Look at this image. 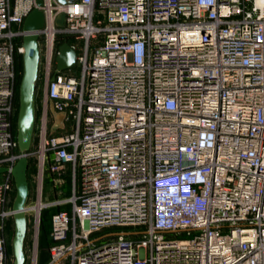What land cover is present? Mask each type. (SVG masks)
I'll return each mask as SVG.
<instances>
[{
	"label": "built area",
	"instance_id": "2783aa9c",
	"mask_svg": "<svg viewBox=\"0 0 264 264\" xmlns=\"http://www.w3.org/2000/svg\"><path fill=\"white\" fill-rule=\"evenodd\" d=\"M39 1L0 0V167L22 156L17 56L38 35L28 158L42 176L68 167L72 193L27 207L37 228L44 209L69 207L52 216L49 264H264V0ZM35 9L44 27L25 31ZM59 38H74L78 76L56 74ZM52 112L69 132H48ZM3 176L9 264L14 178Z\"/></svg>",
	"mask_w": 264,
	"mask_h": 264
},
{
	"label": "water",
	"instance_id": "95a60500",
	"mask_svg": "<svg viewBox=\"0 0 264 264\" xmlns=\"http://www.w3.org/2000/svg\"><path fill=\"white\" fill-rule=\"evenodd\" d=\"M60 4H71L78 0H56ZM42 5V1L38 2ZM66 15L61 14L57 19V26L64 27ZM45 16L42 11L35 9L24 24L25 31H36L44 27ZM25 53L23 54L24 72L20 85V109L17 120V142L21 158L10 171L0 167V176L11 172L16 185V199L14 210V264H25V241L28 231L27 203L30 196V186L27 177L29 167L28 153L31 151L36 123V86L40 73V48L38 35H28L23 39ZM57 73L68 71L77 65V53L69 44L59 48L56 58Z\"/></svg>",
	"mask_w": 264,
	"mask_h": 264
},
{
	"label": "rangeland",
	"instance_id": "374dc122",
	"mask_svg": "<svg viewBox=\"0 0 264 264\" xmlns=\"http://www.w3.org/2000/svg\"><path fill=\"white\" fill-rule=\"evenodd\" d=\"M72 41H74V38H71ZM17 65L24 66L23 63V56H17ZM71 71L75 76H78V65L74 66ZM43 72V63L41 62L40 65V73ZM20 74H22L20 69ZM43 91V81L38 78L37 86H36V123H35V133L34 138L37 139V128L41 124V118H42V111H41V95ZM54 115V114H52ZM51 113H49L48 117V132H51L52 130V124L53 120L51 118ZM63 116V115H62ZM69 120H65L63 123V127L59 132L60 134H64L66 132L70 131V128L68 126ZM52 133H55V131ZM22 155L20 151H18ZM29 160L31 158H28ZM34 171L32 170L30 173V196L27 203V207H34V209L37 211V207H35L39 199L41 198L43 203H53L56 201H60L63 199H68L72 196L71 193V178H70V170L69 168H65L60 170V172L54 174L48 170V168H45L43 176L40 175L41 172L39 171V168L37 167V161H35L34 164ZM2 176V175H1ZM0 176V177H1ZM4 180V179H3ZM15 189L10 194L9 198V204L11 207H13L14 201H15ZM60 208H64L63 206H51L47 209H44L42 211V223L40 225L36 226L35 223V211H32L27 214L28 219V231H27V237L25 241V254H26V263L25 264H37V252L40 251L42 248L49 249V233L51 229V222L50 217L51 214L55 211L59 210ZM6 239L8 243V261L9 264H14V253H13V238H14V219L8 221L7 223V229H6ZM187 238V237H185ZM67 262V261H66ZM67 264H71V262L68 260Z\"/></svg>",
	"mask_w": 264,
	"mask_h": 264
},
{
	"label": "trees",
	"instance_id": "16d2710c",
	"mask_svg": "<svg viewBox=\"0 0 264 264\" xmlns=\"http://www.w3.org/2000/svg\"><path fill=\"white\" fill-rule=\"evenodd\" d=\"M64 44H69V45H72L73 44V41L69 38H59L57 40V48L59 49L62 45ZM20 69H21V72L22 74H20ZM23 72H24V66H21V65H17V74H18V77H17V88H16V101H15V106H16V117H15V120H14V132H15V135H16V139H17V120H18V115H19V109H20V85H21V81H22V77H23ZM35 164V160L33 159H30L29 160V167H28V171H27V177H28V181L30 183V173L31 171L33 170L34 171V165ZM4 179V176L2 175L0 177V182H2ZM13 189H15V198H16V194H17V190H16V185H15V180L13 179ZM13 191V190H12ZM69 209V207H64V209ZM63 208H60L59 210L55 211L54 213L51 214V217H50V222H51V229H52V216L53 214H55L56 212L62 210ZM41 223H42V214H41ZM7 229V228H6ZM51 229H50V233H49V249H50V246L52 244V239H51ZM5 237H6V234H5ZM48 249V250H49ZM6 253H7V256H8V243H7V239H6Z\"/></svg>",
	"mask_w": 264,
	"mask_h": 264
},
{
	"label": "crops",
	"instance_id": "0c3cea01",
	"mask_svg": "<svg viewBox=\"0 0 264 264\" xmlns=\"http://www.w3.org/2000/svg\"><path fill=\"white\" fill-rule=\"evenodd\" d=\"M52 114H53V112L51 113V115ZM51 118L53 120L51 131H53V132L55 131L56 135H61L60 134L61 132H59L61 130H57V129H61L63 127V116H62V114H54L51 116ZM58 122H60V123H58ZM36 259H37V264H49V262H50L49 250L47 248H42L40 251L37 252V258ZM67 262H64L62 264H67Z\"/></svg>",
	"mask_w": 264,
	"mask_h": 264
},
{
	"label": "bare ground",
	"instance_id": "6f19581e",
	"mask_svg": "<svg viewBox=\"0 0 264 264\" xmlns=\"http://www.w3.org/2000/svg\"><path fill=\"white\" fill-rule=\"evenodd\" d=\"M61 122V121H60ZM60 122H58V123H60ZM60 125V124H59ZM44 203L42 202H40L39 204H38V206H37V213L39 214L40 213V210L44 207Z\"/></svg>",
	"mask_w": 264,
	"mask_h": 264
}]
</instances>
